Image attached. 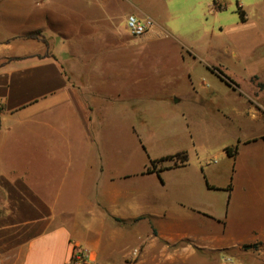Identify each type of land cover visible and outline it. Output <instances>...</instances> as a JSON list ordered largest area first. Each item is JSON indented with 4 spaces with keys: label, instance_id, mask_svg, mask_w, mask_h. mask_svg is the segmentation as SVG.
Instances as JSON below:
<instances>
[{
    "label": "crops",
    "instance_id": "0c3cea01",
    "mask_svg": "<svg viewBox=\"0 0 264 264\" xmlns=\"http://www.w3.org/2000/svg\"><path fill=\"white\" fill-rule=\"evenodd\" d=\"M36 4L0 0V264H264V225L252 228L257 238L234 233L243 226L230 202L232 180L242 172L244 148L262 150L250 158L251 164H259L251 166L246 178H264V133L238 140L233 157L220 147L218 157L229 160L221 177L220 165L208 158L139 174L158 178H114L92 135L97 116L93 103L97 95H106L99 87L107 69L97 65V50L86 47L90 33L54 27L58 41L45 36L44 44L26 37L36 30L48 31V25L73 12L80 20H91L96 2L45 0V26L31 21L29 9ZM119 36L123 40V34ZM151 36L150 32L144 41ZM57 43L67 47L72 68L66 69L54 52ZM129 51L116 48L111 53L124 56ZM117 60L120 76L129 65L124 57ZM225 88L229 86L219 78L201 96L190 94V102L207 109L200 119L179 115L189 140L197 132L195 124L200 123L202 134L210 132V114L215 121V115L222 114L219 103ZM115 94L124 95V90ZM245 94L249 106L242 114L264 121L263 74L250 77ZM167 99L173 104L182 101L177 93ZM72 132H78L83 143L77 144ZM52 136L61 138L69 153ZM182 152L187 154H175ZM49 162L77 167L75 178H49L44 174ZM167 173L170 177L164 178ZM219 178H229L225 189ZM218 191L227 193V203L218 198ZM258 191L264 202V180ZM253 244H258L253 253L242 248ZM75 249L84 253V260L71 261Z\"/></svg>",
    "mask_w": 264,
    "mask_h": 264
},
{
    "label": "rangeland",
    "instance_id": "374dc122",
    "mask_svg": "<svg viewBox=\"0 0 264 264\" xmlns=\"http://www.w3.org/2000/svg\"><path fill=\"white\" fill-rule=\"evenodd\" d=\"M91 1L96 2V8L93 7L96 15L91 20H80L73 12L66 14L65 20L48 25V31L41 29L33 33L43 38L53 37V41H58L53 36V31H57L54 27L73 34L90 33L91 44L86 47L97 50V65L107 69L103 71L104 77H100L104 81L103 87H99L106 95H97L93 103L97 116L92 135L104 156L108 173L111 172L114 178H158L154 174H139L152 169V161L185 150L189 164L209 158L222 168L220 177L225 175L229 160L218 157L220 147H232L238 140L264 133V121L252 119L248 112L242 114L249 106L245 91H249L250 77L254 73L264 75V0ZM34 2L37 4L29 9L31 21L45 26L48 6L45 0ZM241 12L246 16L245 21H241ZM128 15L148 17L153 22L151 30L140 38H133L125 29ZM51 17H54L53 12ZM150 32L152 36L145 42ZM120 34H123V40ZM53 48L64 67L72 68L67 47L57 43ZM116 48H129V55L111 53ZM121 57L129 70L123 69L122 76H117L116 69L121 63L117 58ZM80 72H77L78 79ZM217 72L221 73L222 82L229 86L221 95L219 111L222 114L215 115V121L210 112L208 134H202L200 123L199 126L195 124L197 132L191 134V141L179 115L187 113L200 119L202 110L207 108L204 104L190 102V94L196 92L201 96L208 85L217 84ZM116 90H124V95L117 97L114 95ZM173 93L180 95V104L167 99ZM260 112L264 119V111ZM72 138L77 144L83 143L78 132H72ZM52 139L64 146L61 138L52 136ZM65 148L64 151L69 153ZM243 150L242 172L240 178L232 180L234 190L230 200L243 227L234 233L257 238L258 232L252 228L264 225V202L258 199V186L264 178L246 176L251 175V166L259 164H251L250 158L262 150L256 147ZM174 161L179 162L178 159ZM167 165L170 163L154 166L157 169ZM74 169L77 171V167L49 162L44 174L49 178H75ZM170 175L167 173L164 178ZM219 181L224 183L225 189L229 178H219ZM147 189L151 188L147 186ZM216 195L227 203L226 192L218 191Z\"/></svg>",
    "mask_w": 264,
    "mask_h": 264
},
{
    "label": "trees",
    "instance_id": "16d2710c",
    "mask_svg": "<svg viewBox=\"0 0 264 264\" xmlns=\"http://www.w3.org/2000/svg\"><path fill=\"white\" fill-rule=\"evenodd\" d=\"M241 15V21H245L244 19V14L241 12L240 13ZM27 38L29 39H34V40H37V41H40L44 44H46V39L43 38V37H39V34L38 33H30L26 36ZM217 75L220 79H222V75L221 73L217 72ZM237 152V146L234 145L232 147H226L225 148V153L227 156L229 157H233L235 156ZM175 159H178L179 162H175L174 160ZM188 162V156L185 152H182V153H178V154H175V155H170V156H165V157H162V158H159L157 160H154L152 161V169H147L144 173L145 174H151V173H158L160 171H163V170H168L172 167H176L178 164L180 165H186ZM160 163H170L169 166H165V167H162V168H159L158 170H156L155 168V164H160ZM230 189V186L228 187V190ZM258 247V244H253V245H245L243 246L242 248L243 249H256ZM71 261L72 262H75L73 260V258H71Z\"/></svg>",
    "mask_w": 264,
    "mask_h": 264
},
{
    "label": "built area",
    "instance_id": "2783aa9c",
    "mask_svg": "<svg viewBox=\"0 0 264 264\" xmlns=\"http://www.w3.org/2000/svg\"><path fill=\"white\" fill-rule=\"evenodd\" d=\"M153 26V22L149 18H138L135 15H128L125 18V29L133 38H140L148 33ZM72 258L75 262L84 260V253L80 250H74Z\"/></svg>",
    "mask_w": 264,
    "mask_h": 264
}]
</instances>
